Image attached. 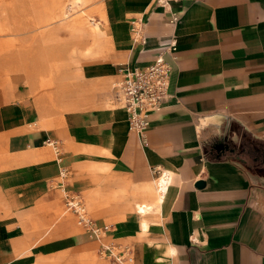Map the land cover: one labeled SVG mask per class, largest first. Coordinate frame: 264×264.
<instances>
[{"label":"crops","instance_id":"crops-1","mask_svg":"<svg viewBox=\"0 0 264 264\" xmlns=\"http://www.w3.org/2000/svg\"><path fill=\"white\" fill-rule=\"evenodd\" d=\"M19 1L28 16L12 29L36 31L37 60L46 61L0 63V264H111L98 254L109 242L130 249V264H264V0L182 1L171 11L153 0H104L92 27L70 19L86 0ZM0 28L5 39L33 34ZM172 42L175 100L148 113L143 143L112 85ZM81 51L104 53L75 71ZM61 64L75 76L51 84V101L66 87L71 106L58 126L59 114L41 108L34 72ZM225 140L232 154L211 153ZM61 184L81 198L101 240L67 209Z\"/></svg>","mask_w":264,"mask_h":264},{"label":"built area","instance_id":"built-area-1","mask_svg":"<svg viewBox=\"0 0 264 264\" xmlns=\"http://www.w3.org/2000/svg\"><path fill=\"white\" fill-rule=\"evenodd\" d=\"M156 6L164 10L171 11L172 4L182 1L197 3L202 0H153ZM170 23L175 25L178 21L177 16L172 13ZM142 20L137 19L132 22L131 32L134 36L140 34ZM170 47L165 52L156 56L154 62L145 69L123 70L119 81L114 82L112 90L115 98L120 99L123 108L127 113L129 128L135 132L141 141L145 143L146 129L149 126L148 113L150 111H160L171 101L175 100V95L170 89L171 66L166 62L165 56H169L171 61H175L173 49ZM50 147H55L54 142H49ZM163 173L161 174V176ZM62 178L66 177L61 173ZM61 191L66 201V207L72 211L79 224L85 226L90 238L101 240L102 228L95 225L91 219L86 217L84 208L79 202H75L66 188L61 184ZM98 254L101 259L109 261L111 264H130L133 262L131 251L128 248L118 247L113 243L100 244Z\"/></svg>","mask_w":264,"mask_h":264},{"label":"rangeland","instance_id":"rangeland-1","mask_svg":"<svg viewBox=\"0 0 264 264\" xmlns=\"http://www.w3.org/2000/svg\"><path fill=\"white\" fill-rule=\"evenodd\" d=\"M62 4H67L69 2H71V0H60ZM103 1L104 0H86L85 2L81 3V4H76V5H72V10H71V20L77 19V17H84L85 22L92 27V25H90L87 20H93V22L97 23L98 21L96 20V18H98L100 16V12H101V8L103 6ZM22 6L20 5V1L19 0H0V26L2 24L7 25L10 31L8 32H33L30 30H25V28H20V31H15L12 28L14 26H21L20 22L22 20L25 19V17H27L28 15L23 14L19 12V10H21ZM22 11V10H21ZM61 24V23H60ZM59 25V23L54 24V26ZM48 28V27H47ZM46 28V29H47ZM78 29V28H77ZM45 31V29H44ZM35 32H33V34L30 37L27 38H16V39H5V38H0V63H3V61L7 60L6 62H10V59L13 57L14 60L16 61L15 64L16 66H29V63H43V60L41 59V57L43 56L40 52V54L42 56L39 55V59L37 60V50L36 47L34 45V42L36 41L35 39ZM6 33L5 31H3L0 28V34H4ZM30 33V34H31ZM66 33H63L61 31L60 33V50L63 51V58L65 57V59L67 58V49H65L64 47V42H66ZM46 39V38H45ZM47 40V39H46ZM45 40V41H46ZM19 42V43H24L29 42L30 44L27 45V47L25 46V44L21 45H17L14 46V42ZM32 43V44H31ZM91 43V42H90ZM46 46V45H45ZM26 47V48H25ZM49 49V48H48ZM48 51V50H47ZM10 52H16L15 54H10ZM45 52V51H44ZM42 52V53H44ZM85 52L81 51V52H76L74 54L75 58L77 59V62L75 63L76 65V70L77 71V65L80 64L81 61L83 60H88V59H92V58H99L100 56H102V54L104 53H98V54H94L93 56L91 55V57H85L83 56ZM49 56V54H47ZM44 60V63L45 64ZM21 63V64H20ZM20 64V65H19ZM39 67H42V65L37 64ZM36 65V67H37ZM3 68V67H1ZM3 73H8L11 74V71H5L2 70ZM29 71L26 70H16L14 72H12V74H16L17 77L18 75L22 74V76H24V81H27L29 79L27 73ZM34 72V71H33ZM34 73H38L39 75H37V79L41 82V87H40V99H41V108L43 109V111L46 113H53V114H59V116H57L55 118V122L58 126H61V114H63L64 111H68L70 110L69 106V102L68 97H67V88L65 87L64 90H61V95L59 97V102H52V88L51 84L52 83H59V82H64L66 83L68 81V79H72L74 78L75 75H69L70 71L66 68V66H64L63 64H61L60 69H51L49 71H45V69H38L37 72ZM76 74V73H75ZM38 81V83H39ZM54 81V82H53ZM0 83L4 84L3 82V77L0 75ZM29 83V81H28ZM56 87V86H55ZM66 193L69 194L72 198H74L75 202H79L80 206L82 208H84L85 213H86V217L89 219H92L91 215L88 213L87 208L84 206V204L81 201L80 197L77 196H73L70 194V192L66 189ZM37 242L38 238L35 239ZM44 241V240H43ZM109 264V263H107Z\"/></svg>","mask_w":264,"mask_h":264},{"label":"flooded vegetation","instance_id":"flooded-vegetation-1","mask_svg":"<svg viewBox=\"0 0 264 264\" xmlns=\"http://www.w3.org/2000/svg\"><path fill=\"white\" fill-rule=\"evenodd\" d=\"M223 144V145H221ZM231 143L227 140H225L224 142H220V143H214L212 144V146L210 147V150H211V153H217L218 154V150H219V153H226V152H229V153H233V149L231 148Z\"/></svg>","mask_w":264,"mask_h":264},{"label":"bare ground","instance_id":"bare-ground-1","mask_svg":"<svg viewBox=\"0 0 264 264\" xmlns=\"http://www.w3.org/2000/svg\"><path fill=\"white\" fill-rule=\"evenodd\" d=\"M90 22L93 25H98L99 24V22L95 23L92 20ZM167 181H168V176H167L166 173H163L162 176L160 175L158 178H156V189H157L159 194L163 193V190L166 187Z\"/></svg>","mask_w":264,"mask_h":264},{"label":"water","instance_id":"water-1","mask_svg":"<svg viewBox=\"0 0 264 264\" xmlns=\"http://www.w3.org/2000/svg\"><path fill=\"white\" fill-rule=\"evenodd\" d=\"M221 145H223V144H221ZM196 187H198V188L203 187V182H198V183L196 184Z\"/></svg>","mask_w":264,"mask_h":264}]
</instances>
